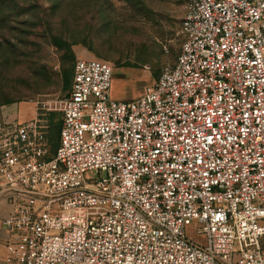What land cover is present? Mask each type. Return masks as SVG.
Masks as SVG:
<instances>
[{
    "label": "built area",
    "instance_id": "obj_1",
    "mask_svg": "<svg viewBox=\"0 0 264 264\" xmlns=\"http://www.w3.org/2000/svg\"><path fill=\"white\" fill-rule=\"evenodd\" d=\"M180 1L181 52L140 97L79 59L43 103L55 153L41 113L0 133V264H264V0Z\"/></svg>",
    "mask_w": 264,
    "mask_h": 264
},
{
    "label": "rangeland",
    "instance_id": "obj_2",
    "mask_svg": "<svg viewBox=\"0 0 264 264\" xmlns=\"http://www.w3.org/2000/svg\"><path fill=\"white\" fill-rule=\"evenodd\" d=\"M19 1L20 13L38 19L32 27H0L8 54V58L0 55V117L2 107L8 104H18L21 120L41 113L50 138L61 114L45 110L43 103L60 100L69 92L77 60L110 62L114 66L111 97L128 102L155 83L163 67L176 62L184 43L180 0ZM11 3L0 0V14H10ZM55 35L81 41L73 48V61L54 44ZM197 226H189L187 236L205 245L206 238L196 233Z\"/></svg>",
    "mask_w": 264,
    "mask_h": 264
},
{
    "label": "trees",
    "instance_id": "obj_3",
    "mask_svg": "<svg viewBox=\"0 0 264 264\" xmlns=\"http://www.w3.org/2000/svg\"><path fill=\"white\" fill-rule=\"evenodd\" d=\"M10 2H12L11 5L7 4V5H9V9L11 11L10 14H4V13L0 14V27H2L3 25L12 26V25H17V24H25V25H29V26L32 27V25H36L37 24L38 16H36V15H31L30 16L29 14H26L27 12H21L23 14H21L19 12L20 9L22 8L21 7L22 4L20 3L19 0H10ZM1 3L5 4L6 1H2ZM20 15H22V16H20ZM42 19H44V18L43 17L40 18V22H41ZM14 30H16V29H12L10 31H14ZM22 31H23V33L28 32V31H25V30H22ZM0 34H1V37H0V55H3L5 57L8 54L5 51L6 47L3 44L4 39H3L2 35L4 34V32L1 29H0ZM53 39H54V44L59 49H64L66 51V55L69 56L68 58L73 61L74 58H75V55H74V52H73V48L75 47V45L80 44L81 41L76 39V38L73 39V40H70V39L67 40V39H64L61 36H57V35L53 36ZM14 49H17V48H14ZM4 51H5V54L3 53ZM12 53H14V52H12ZM14 54H17V53H14ZM7 58H8V56H7ZM0 59H2V58H0ZM72 83H73V80L71 82V86H72ZM2 104H7V102H3ZM61 124H62V122L60 121L59 124L53 130L52 137L51 138L48 137L49 143H50L51 153H55L56 149L59 146V137H60Z\"/></svg>",
    "mask_w": 264,
    "mask_h": 264
},
{
    "label": "crops",
    "instance_id": "obj_4",
    "mask_svg": "<svg viewBox=\"0 0 264 264\" xmlns=\"http://www.w3.org/2000/svg\"><path fill=\"white\" fill-rule=\"evenodd\" d=\"M18 104H8L2 107V116L0 117V133L14 129L18 122H24L30 119H20ZM4 120L11 124H2ZM13 203L5 197H0V258L7 254V244L12 239V234L5 228L3 221L13 212Z\"/></svg>",
    "mask_w": 264,
    "mask_h": 264
}]
</instances>
